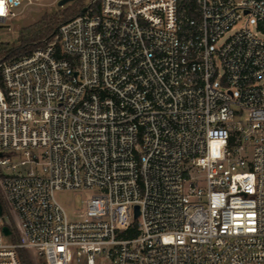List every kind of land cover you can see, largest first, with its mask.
I'll use <instances>...</instances> for the list:
<instances>
[{"label": "built area", "instance_id": "obj_1", "mask_svg": "<svg viewBox=\"0 0 264 264\" xmlns=\"http://www.w3.org/2000/svg\"><path fill=\"white\" fill-rule=\"evenodd\" d=\"M94 3L0 63V264H264V0Z\"/></svg>", "mask_w": 264, "mask_h": 264}, {"label": "rangeland", "instance_id": "obj_2", "mask_svg": "<svg viewBox=\"0 0 264 264\" xmlns=\"http://www.w3.org/2000/svg\"><path fill=\"white\" fill-rule=\"evenodd\" d=\"M59 1L60 0L35 1L25 5L23 8H17L16 16L0 26V46L8 49L18 46L21 43V36L31 35L32 32L38 30L41 27L40 22L45 17L50 22L57 21V26H59L64 21L66 15L76 10V14L79 13V6L76 5L75 0L66 3L64 6H60ZM87 1L88 0H85V2ZM253 25L252 23L251 26L253 27ZM240 26L241 24L236 26V28ZM222 41L223 40H221L220 43H222ZM89 194L90 191H84L83 193L75 191H58L56 192V198L69 210L70 216H72V208L78 204L83 196L86 197ZM4 212L7 213L6 208ZM14 238L17 239L18 236H14ZM25 253L28 256L26 251Z\"/></svg>", "mask_w": 264, "mask_h": 264}, {"label": "trees", "instance_id": "obj_3", "mask_svg": "<svg viewBox=\"0 0 264 264\" xmlns=\"http://www.w3.org/2000/svg\"><path fill=\"white\" fill-rule=\"evenodd\" d=\"M100 0H75L77 6H79L80 12L84 7H86L89 3L98 4ZM77 10L65 16L63 22L70 20L71 18L75 17L77 14ZM41 27L38 30H35L28 36H21V43L13 48H4L0 46V63L12 56L18 55L23 52L30 51L38 46H43L48 43L55 35V32L58 28V22L52 21L50 22L46 17L42 19L40 22ZM20 259L22 264H32L28 256L24 251L20 252Z\"/></svg>", "mask_w": 264, "mask_h": 264}, {"label": "water", "instance_id": "obj_4", "mask_svg": "<svg viewBox=\"0 0 264 264\" xmlns=\"http://www.w3.org/2000/svg\"><path fill=\"white\" fill-rule=\"evenodd\" d=\"M70 1H73V0H60L59 5L64 6L66 3L70 2ZM84 10H86V8H84ZM0 213H2V207L1 206H0ZM137 214H138V207H137ZM3 231L5 232L6 235H9L11 233V230L8 226H4Z\"/></svg>", "mask_w": 264, "mask_h": 264}, {"label": "snow or ice", "instance_id": "obj_5", "mask_svg": "<svg viewBox=\"0 0 264 264\" xmlns=\"http://www.w3.org/2000/svg\"><path fill=\"white\" fill-rule=\"evenodd\" d=\"M0 11H2V10H0Z\"/></svg>", "mask_w": 264, "mask_h": 264}]
</instances>
